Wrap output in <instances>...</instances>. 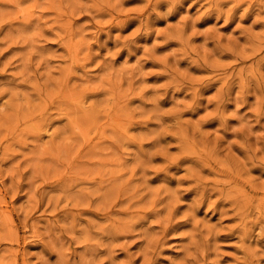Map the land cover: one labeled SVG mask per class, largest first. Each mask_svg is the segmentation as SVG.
Masks as SVG:
<instances>
[{"label": "rangeland", "instance_id": "obj_1", "mask_svg": "<svg viewBox=\"0 0 264 264\" xmlns=\"http://www.w3.org/2000/svg\"><path fill=\"white\" fill-rule=\"evenodd\" d=\"M0 264H264V0H0Z\"/></svg>", "mask_w": 264, "mask_h": 264}]
</instances>
